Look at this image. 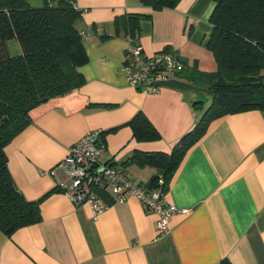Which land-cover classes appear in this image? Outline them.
I'll return each instance as SVG.
<instances>
[{"label": "crops", "instance_id": "1", "mask_svg": "<svg viewBox=\"0 0 264 264\" xmlns=\"http://www.w3.org/2000/svg\"><path fill=\"white\" fill-rule=\"evenodd\" d=\"M74 5L81 11L75 26L86 32L88 62L79 67L85 83L35 108L32 122L5 148L18 189L28 200L40 199L41 220L10 237L0 231V264H218L225 259L264 264V111L216 118L188 148L165 194L187 212L172 215L169 233L158 231L157 216L135 197L94 217L87 205L73 204L61 190L68 181L59 163L88 131L118 127L102 136L103 162L121 164L134 153L169 154L211 101L210 89L178 76L157 94L130 86L122 69L126 39L115 35V17L150 14L140 21L138 42L145 54L169 48L184 64L216 70L205 47L213 0H180L160 10L138 0H74ZM139 110L159 139L132 138L124 124ZM124 169L144 185L159 173L134 163Z\"/></svg>", "mask_w": 264, "mask_h": 264}, {"label": "trees", "instance_id": "2", "mask_svg": "<svg viewBox=\"0 0 264 264\" xmlns=\"http://www.w3.org/2000/svg\"><path fill=\"white\" fill-rule=\"evenodd\" d=\"M138 1L160 10L174 8L180 0ZM213 1L209 17L212 30L205 47L216 60V70L200 71L182 59L183 69L174 74L210 89L209 106L171 153H134L120 164L123 168L132 163L158 168L166 189L186 151L204 135L212 120L242 111H264V0ZM80 15L74 0H0V231L7 237L39 222L41 214L40 199H26L16 186L5 148L32 122L35 108L85 83L79 67L88 62V56L75 26ZM149 17L141 13L115 17V35L138 40L140 21ZM11 40L18 43L15 54L10 50ZM124 125L137 142L160 137L141 110ZM117 128L102 131V136ZM156 178L157 174L147 186H154ZM218 264L231 263L225 259Z\"/></svg>", "mask_w": 264, "mask_h": 264}, {"label": "built area", "instance_id": "3", "mask_svg": "<svg viewBox=\"0 0 264 264\" xmlns=\"http://www.w3.org/2000/svg\"><path fill=\"white\" fill-rule=\"evenodd\" d=\"M80 35H86V32L80 31ZM125 39L122 69L130 86L157 94L166 81L183 69L182 58L176 52L163 49L147 55L138 40L130 36ZM104 149L100 129L88 131L70 145L59 163L68 181L65 186L60 185L61 190L73 204L87 205L94 217L112 204L135 197L144 209L157 216L158 231L169 233L172 215L187 211L178 209L165 199L167 189L162 174H157L152 187L140 184L131 179L120 164L103 162Z\"/></svg>", "mask_w": 264, "mask_h": 264}, {"label": "rangeland", "instance_id": "4", "mask_svg": "<svg viewBox=\"0 0 264 264\" xmlns=\"http://www.w3.org/2000/svg\"><path fill=\"white\" fill-rule=\"evenodd\" d=\"M9 43H10L9 46H10V50H11L12 54H15L16 51H14V50H15L16 46H18L17 41H15V40L12 41V40H11ZM15 45H16V46H15ZM13 49H14V50H13Z\"/></svg>", "mask_w": 264, "mask_h": 264}]
</instances>
